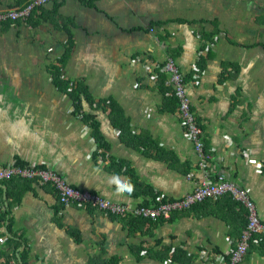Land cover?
<instances>
[{
  "label": "crops",
  "instance_id": "1",
  "mask_svg": "<svg viewBox=\"0 0 264 264\" xmlns=\"http://www.w3.org/2000/svg\"><path fill=\"white\" fill-rule=\"evenodd\" d=\"M18 1L0 0V10ZM57 4L75 23L64 77L82 82L95 102L115 101L126 125L83 98L105 143L99 148L49 70L67 32L50 21L5 22L0 122L12 131L0 132V167L50 168L75 188L132 205L180 199L206 176L223 175L249 193L264 220V0H97L94 8L56 0L45 8ZM172 55L203 130L204 171L158 70ZM116 179L130 181L131 194H118ZM0 196V264H222L244 222L240 209L220 202L219 215L193 208L130 226L62 205L51 186L24 179L2 184ZM242 264H264V242L253 240Z\"/></svg>",
  "mask_w": 264,
  "mask_h": 264
},
{
  "label": "built area",
  "instance_id": "2",
  "mask_svg": "<svg viewBox=\"0 0 264 264\" xmlns=\"http://www.w3.org/2000/svg\"><path fill=\"white\" fill-rule=\"evenodd\" d=\"M56 0H28L20 7L0 10V26L5 22L25 21L32 12L40 7H44ZM202 54V53H201ZM159 71L167 75L166 85L173 89L178 101L179 116L185 131L192 142L198 157V168H206L209 155L205 151L203 130L196 121L192 111L189 98L186 94L184 77L172 57H168L162 65H158ZM196 72H201L196 66ZM189 178L192 177L190 173ZM19 178L33 180L40 184L49 185L57 195L62 205L76 204L90 207L100 211L105 216L117 218L137 217L151 220H169L176 212L189 210L193 206L203 203L207 199H217L228 195L234 202L246 210L247 225L241 232L236 244L228 252L227 258L221 257L222 264H242L250 247V241H261L264 237V220L257 212L256 206L249 193L232 181L227 180L223 175H218L215 179L205 177L196 183L194 189L180 199L171 200L169 198H159L149 204L132 205L129 202H118L102 197L101 195L73 187L64 177L56 171L38 165H19L12 163L0 167V186L8 180ZM2 198L0 196V202ZM4 238H0V243ZM205 252L201 258H205ZM219 261V258H215ZM12 264H23L15 259Z\"/></svg>",
  "mask_w": 264,
  "mask_h": 264
},
{
  "label": "trees",
  "instance_id": "3",
  "mask_svg": "<svg viewBox=\"0 0 264 264\" xmlns=\"http://www.w3.org/2000/svg\"><path fill=\"white\" fill-rule=\"evenodd\" d=\"M27 1L28 0H19L17 4L20 6V5H23ZM96 1L97 0H80V2L82 4H84L88 7H92V8L95 7ZM59 8H60V4H57V6H54L51 9H46L45 6L40 7L38 9L34 10L32 12V14L30 15V17L27 18V20L32 19V21H50V22L56 24L59 28H61V29L64 28V30L67 32L68 40L66 42V50L59 59H57L54 63H52L50 65L49 70H50V73L52 75V79H53L55 85L57 86V88L61 91H64L65 93L69 94V96L72 98V100L74 102L75 115L80 116L86 123H88L90 125L91 133H92L94 139L96 140V142L98 143V147L99 148H101V147L105 148V143L103 142L102 137L100 135V132L98 130V123L95 120V115L85 114L83 112V98L87 102H89V104L91 106L102 107L104 110L110 109V116H111V119L115 125H118L121 128H123L126 125V120L123 117L122 109L120 108V106L115 101L110 99V100H105V101H101V102H95V100L89 94L87 87L82 82L73 81V80H70V79H67L64 77L63 72H64V69L66 66V62L70 56L71 48L74 46L73 32H72L71 28L75 27V23H74V20L72 18L65 17V16L61 15L58 11ZM37 12H40V13H37ZM33 15L37 16L36 20H33V17H34ZM27 20H25V21H27ZM171 57H173V55ZM198 67H199V69H202L201 66H198ZM167 92L170 93V96L173 99H175V101L177 102V105H178V101H177V98L174 94L173 89L168 87ZM178 108H179V106H178ZM17 163L19 165H25L19 161H17ZM13 179H19V178H13ZM13 179H11V180H13ZM8 181H10V180H8ZM5 182H7V181H5ZM148 193H150V192H148ZM152 197H154V195H152ZM220 202H224L223 205H226V210H231L233 213L235 212L236 208L240 209L241 213H239V214L235 213V214L243 216L244 222L240 226L243 227V229H244L247 225L246 210L242 206H240L239 204L234 202L232 200V198L228 195L222 196V197L217 198V199H207L203 203L197 204V205L193 206L192 208H190L189 210H191L193 208H196V209L203 208V210H206V209L207 210L205 212H203L202 214L219 215V213L216 210L217 209L216 207L220 204ZM9 211H10L9 208H7L5 215L8 214ZM227 212H229V211H227ZM221 217H223V216H221ZM223 218L226 219L225 217H223ZM125 219H128L130 226H136V222L143 223L144 221H151V219H142V218H137V217H135V218L129 217V218H125ZM158 220H161V219H158ZM262 242H264V237L261 238L260 243H262Z\"/></svg>",
  "mask_w": 264,
  "mask_h": 264
},
{
  "label": "clouds",
  "instance_id": "4",
  "mask_svg": "<svg viewBox=\"0 0 264 264\" xmlns=\"http://www.w3.org/2000/svg\"><path fill=\"white\" fill-rule=\"evenodd\" d=\"M7 121L0 122V132H4L6 135L11 134V129L6 127ZM117 185V193L123 194L128 193L131 194L133 191V186L131 185L130 181L121 182L119 179L113 181Z\"/></svg>",
  "mask_w": 264,
  "mask_h": 264
},
{
  "label": "rangeland",
  "instance_id": "5",
  "mask_svg": "<svg viewBox=\"0 0 264 264\" xmlns=\"http://www.w3.org/2000/svg\"><path fill=\"white\" fill-rule=\"evenodd\" d=\"M170 57H171V56H170ZM172 58H173V57H172ZM173 59H174V58H173ZM174 60H175V59H174ZM200 70H201V69H200ZM196 121H197V120H196ZM198 124H199V123H198ZM209 159H210V158H209ZM209 159L207 160L206 167L209 165ZM12 163H16V164H18L17 161H14V162H12ZM12 163H10V164H12ZM10 164H7V165H10ZM7 165H6V166H7ZM205 169H206V168H205ZM205 169H204V170H205ZM204 170H203V171H204ZM206 177H209V176H206ZM242 231H243V230H242ZM251 244H252V241H250V245H251Z\"/></svg>",
  "mask_w": 264,
  "mask_h": 264
}]
</instances>
